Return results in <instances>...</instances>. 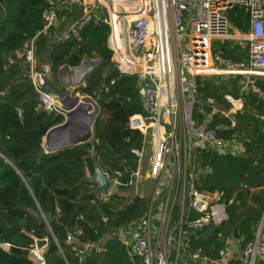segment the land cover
Segmentation results:
<instances>
[{
  "label": "trees",
  "instance_id": "trees-1",
  "mask_svg": "<svg viewBox=\"0 0 264 264\" xmlns=\"http://www.w3.org/2000/svg\"><path fill=\"white\" fill-rule=\"evenodd\" d=\"M49 3L0 0V264H39L26 251L39 239L48 240L42 254L45 264H136L118 231L141 218L149 204V197L137 195L129 184L139 160L132 149L141 148L144 139L139 130L130 127V117L143 112L138 76L118 69L107 44L110 26L103 20L91 21L81 29L80 38L75 36L64 43L37 36L36 70L44 71V66L50 65L53 75L49 82L53 87L63 65L79 66L85 58L102 61L77 88L93 98L100 95L93 138L47 152L44 137L64 121V116L40 106L27 75L29 65L19 52L43 28V13ZM59 15L68 19L71 12L64 9ZM228 15L233 27L247 30L246 11L234 8ZM221 46L228 56L241 59L233 55L232 47ZM231 77L219 83L200 80L199 88L201 95L215 100L217 111L210 126H231L218 129L219 135L236 138L244 145V152L238 155L202 150L197 156L202 168L197 186L223 191L226 198L235 196L228 207L230 219L219 229L222 236L218 231L203 234L194 243L213 257L219 256L225 241L233 238L237 229L241 230L242 244L253 239L264 212V132L263 122L257 117L264 113V99L252 89L242 90L241 75ZM256 82L264 91V78ZM62 87L61 94L66 91ZM226 94L243 100L234 125L224 114L232 107ZM211 109V105L200 102L195 115L202 120ZM97 169L119 181L106 199L96 193ZM88 243L99 244L104 250L80 259L73 247ZM230 263L244 264L235 259Z\"/></svg>",
  "mask_w": 264,
  "mask_h": 264
},
{
  "label": "built area",
  "instance_id": "built-area-1",
  "mask_svg": "<svg viewBox=\"0 0 264 264\" xmlns=\"http://www.w3.org/2000/svg\"><path fill=\"white\" fill-rule=\"evenodd\" d=\"M234 8L248 13L247 30L233 27L228 12ZM64 9L74 19L60 29L64 21L59 14ZM43 19V28L25 44L20 56L29 65L28 78L45 110L64 120L68 113L61 92L48 88L45 72L36 70L39 35L64 43L80 38L81 29L91 21L103 20L110 26L107 44L118 69L138 76L143 112L130 117V127L144 139L141 148L132 149L139 160L129 184L137 195L148 196L149 204L141 218L118 231L130 258L136 264H231L232 259L264 264V212L254 238L247 243L235 236L228 238L217 257L201 246L194 247L210 227L222 236L219 229L229 221L228 207L235 202V196L226 198L223 191L197 186L202 172L197 156L202 150L239 154L218 132L231 126H210L217 108L214 99L201 100L200 80L242 75L264 98L256 82L264 78V0H50ZM232 40L246 44V59H233L219 45ZM99 96L92 97L98 105ZM225 97L232 107L224 114L234 125L231 114L242 108L243 100L231 94ZM200 102L212 106L202 120L195 115ZM257 117L264 132V113ZM147 148L151 153L145 167ZM110 189L99 192L103 199L113 193ZM73 250L83 259L104 249L88 243L82 248L75 245ZM42 254L36 247L33 256L44 264Z\"/></svg>",
  "mask_w": 264,
  "mask_h": 264
},
{
  "label": "water",
  "instance_id": "water-1",
  "mask_svg": "<svg viewBox=\"0 0 264 264\" xmlns=\"http://www.w3.org/2000/svg\"><path fill=\"white\" fill-rule=\"evenodd\" d=\"M96 61H98L99 64L102 62L100 59L85 58L79 66L73 68L67 64L63 65L58 73L62 86L67 88L71 87L73 84L76 86L84 84L87 76L97 67L95 65ZM44 72L45 83L49 88L52 86L49 82V79L53 75L51 66L45 65ZM200 98L202 101H206L204 95H200ZM83 99L93 102L94 109H92L90 105H85ZM61 102L68 110V113L65 120L50 128L44 137L43 144L47 152H57L65 148L88 142L94 135V123L100 112V106L94 102L93 98L89 95L84 97L73 96L70 91L66 89L62 94ZM231 117L236 120L235 114L232 113ZM92 152H94V147L92 148ZM95 181L98 183L96 193L107 192L111 187V182L100 169L95 177ZM35 214L37 215L38 213L35 212ZM49 218L52 219L51 214H49ZM215 229V227L208 228L206 230V235H211ZM235 238H241L240 229L236 230ZM47 245V239H39L36 242L37 249L46 248ZM234 250H238L236 241L234 242Z\"/></svg>",
  "mask_w": 264,
  "mask_h": 264
},
{
  "label": "rangeland",
  "instance_id": "rangeland-1",
  "mask_svg": "<svg viewBox=\"0 0 264 264\" xmlns=\"http://www.w3.org/2000/svg\"><path fill=\"white\" fill-rule=\"evenodd\" d=\"M228 47L230 48V47H232L233 49H234V51L232 52L233 53V55L234 56H236L237 58H240V55L242 54L241 53V46L239 45V44H237L236 43V41L235 40H232L231 41V43H228ZM244 50H246V48H244ZM243 50V51H244ZM242 51V52H243ZM93 59H96V58H93ZM234 59V58H233ZM236 60V59H235ZM237 60H240V59H237ZM242 76V75H241ZM58 78V77H57ZM232 77L231 76H226V75H223L222 77H220L219 79L221 80V81H224V82H227V81H229L230 79H231ZM212 80H214V78H211ZM53 82H54V88L56 89V90H58L59 92H60V90H61V88H63L62 87V84H61V82H59V79L57 80L56 78L53 80ZM80 86V85H79ZM79 86H76V85H72L71 87H67L66 89L67 90H69L70 91V93L73 95V96H79V97H84V96H86V95H88V94H85V93H83L81 90H79V91H77V88L79 87ZM251 89V86H250V84H247L246 82H245V79H244V77L242 76V90H245V91H248V90H250ZM90 96V95H89ZM226 98V97H225ZM264 99V98H263ZM238 141V140H237ZM150 148H147V154H146V158L144 159V165H145V167H147V164H148V157H149V155H150ZM99 170V169H98ZM98 173V172H97ZM110 182H111V189H110V191L111 192H114L116 189H117V186H118V182H116V180L115 179H109V178H107ZM35 249H36V245L35 246H33V247H28L27 248V250L26 251H28L30 254H32V255H34V251H35ZM45 251V248H42V249H40V252L41 253H43ZM39 264H41L40 262H38ZM42 263H44V262H42Z\"/></svg>",
  "mask_w": 264,
  "mask_h": 264
},
{
  "label": "crops",
  "instance_id": "crops-1",
  "mask_svg": "<svg viewBox=\"0 0 264 264\" xmlns=\"http://www.w3.org/2000/svg\"><path fill=\"white\" fill-rule=\"evenodd\" d=\"M79 8L81 9V6H79ZM64 16V15H63ZM74 16V15H73ZM72 16V14L70 15V18H66V17H62L61 16V18H63V21L65 20V22H66V20H68V23L67 24H69V23H71L72 21H73V19H74V17ZM66 23H63L62 25H61V27H60V29H62L64 26H66L67 25ZM64 25V26H63ZM228 43H231V41H226V42H220L219 43V45L221 46V44H226V46H227V48L229 49V47H228ZM236 43L237 44H239L242 48H241V59H246L247 58V56H248V52H246V54L244 55L243 53L245 52V50H244V48H246V50L248 49L247 48V46H246V44L245 43H242V42H237L236 41ZM244 50V51H243ZM243 51V52H242ZM21 54V52H19V55ZM36 63H37V60H36ZM37 65V64H36ZM71 68H73L72 66H70ZM59 79V77L57 78V80ZM204 80H211V81H213V82H217V83H219V82H221V80L219 79V78H217V79H214V80H212L211 78H204L203 79V81ZM59 82H60V80H59ZM217 108V107H216ZM237 121L235 120V123H236ZM230 140V143H231V146H233V147H235V150H236V152H238L239 154H241L242 152H244V145L242 144V142H240V141H237V139L236 138H232V139H229ZM97 172H99V170L97 169ZM46 249V248H45Z\"/></svg>",
  "mask_w": 264,
  "mask_h": 264
},
{
  "label": "bare ground",
  "instance_id": "bare-ground-1",
  "mask_svg": "<svg viewBox=\"0 0 264 264\" xmlns=\"http://www.w3.org/2000/svg\"><path fill=\"white\" fill-rule=\"evenodd\" d=\"M83 103H84L85 105H90L92 109H93V107H94L93 102H90V101H88V100L83 99Z\"/></svg>",
  "mask_w": 264,
  "mask_h": 264
}]
</instances>
